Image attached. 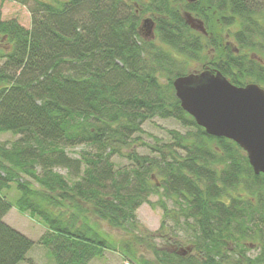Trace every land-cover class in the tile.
Returning <instances> with one entry per match:
<instances>
[{
	"label": "trees",
	"instance_id": "trees-1",
	"mask_svg": "<svg viewBox=\"0 0 264 264\" xmlns=\"http://www.w3.org/2000/svg\"><path fill=\"white\" fill-rule=\"evenodd\" d=\"M17 1L28 6L30 29L0 19V134L18 135L0 141V264H18L33 245L3 220L11 187L16 209L46 228L40 243L54 264H89L114 249L97 221L131 228L137 207L160 187L193 221L205 264H220L229 245L253 236L260 252L245 259L264 264V175L254 174L233 140L206 134L172 86L186 73L185 58L235 85H264V65L243 51L264 47L251 0H140L154 15V39L122 0ZM179 6L205 30L212 15L222 28L235 27L236 45L219 30L207 37L193 29ZM208 49L214 56L201 59ZM153 117L188 130H171L170 142L150 146L157 156L140 154L142 124ZM76 147L74 156L68 150ZM114 155L129 165L115 168Z\"/></svg>",
	"mask_w": 264,
	"mask_h": 264
},
{
	"label": "rangeland",
	"instance_id": "rangeland-1",
	"mask_svg": "<svg viewBox=\"0 0 264 264\" xmlns=\"http://www.w3.org/2000/svg\"><path fill=\"white\" fill-rule=\"evenodd\" d=\"M132 11H135L139 23L142 24L143 19L151 18L154 20V15L149 10L144 11L145 4L140 0H122ZM190 2V1H189ZM184 19L189 25L198 32L206 34L207 37L212 35V32H221L222 38L227 40L232 45H236L233 34L237 29L235 27H221L215 16H211V23L214 25L210 29L205 30L204 22L185 10L182 11V6H179ZM248 7L254 12L253 16L264 24V0H251ZM0 19L4 21L16 20L21 26L26 29L31 27V13L28 6L23 5L17 0H0ZM237 27V26H236ZM147 26L141 27V33L146 35ZM238 28V27H237ZM207 31V32H206ZM209 31V32H208ZM149 38H156L154 32L149 35ZM157 40V39H155ZM3 43L0 42V49ZM5 48L8 46L4 45ZM256 49H244L248 54H254L259 58V61L264 65V47L258 44ZM211 49L202 51L201 59L211 58L214 55ZM177 58L178 54H175ZM203 59V60H204ZM2 61H0V64ZM185 66L183 72L197 71L202 67V61L185 58ZM254 82V81H249ZM247 82V83H249ZM264 88V85L258 82ZM143 132L140 133L141 141L144 144H137L135 149L140 154H148L157 156L150 146L156 142H170L171 136L169 131L175 130L180 133H185L188 128L183 127L180 122L174 118L153 117L142 124ZM18 138L10 132L1 133L0 141L10 144ZM138 141V142H139ZM81 147L69 149L72 155H76ZM112 161L115 168H123L129 165L125 157L114 155ZM63 175L66 174L64 169H58ZM163 189L160 187L158 192L148 197V202H143L135 211V221L133 226L128 229L111 228L104 221H97L98 227L103 230L105 236L111 241L114 249H104L100 257L92 258L89 264H177L175 254H181L185 259V264H205L203 255L195 246L196 232L194 231L193 221L186 219L179 209V205L173 199L164 197ZM6 199L12 203L11 208L3 217L5 223L22 232L33 241L32 247L26 254L23 261L18 264H54V260L50 255L49 250L40 243L41 236L46 232V228L36 219L28 216L26 213H20L13 202L17 196L14 187H11L5 193ZM168 210V213H163V207ZM93 217H89V222L93 223ZM155 233V234H151ZM231 249L226 251L224 260L220 264H247L245 258L252 259L260 252V245L257 244L256 238L247 237L239 241L237 248L229 245Z\"/></svg>",
	"mask_w": 264,
	"mask_h": 264
},
{
	"label": "water",
	"instance_id": "water-1",
	"mask_svg": "<svg viewBox=\"0 0 264 264\" xmlns=\"http://www.w3.org/2000/svg\"><path fill=\"white\" fill-rule=\"evenodd\" d=\"M145 25L148 38L154 22L145 18L141 27ZM172 86L181 108L206 134L233 140L246 153L254 174L264 175L263 87L254 82L235 85L209 69L176 76Z\"/></svg>",
	"mask_w": 264,
	"mask_h": 264
},
{
	"label": "bare ground",
	"instance_id": "bare-ground-1",
	"mask_svg": "<svg viewBox=\"0 0 264 264\" xmlns=\"http://www.w3.org/2000/svg\"><path fill=\"white\" fill-rule=\"evenodd\" d=\"M144 37H145V35H144ZM149 38V37H148Z\"/></svg>",
	"mask_w": 264,
	"mask_h": 264
}]
</instances>
